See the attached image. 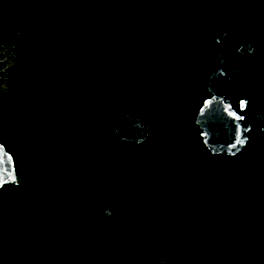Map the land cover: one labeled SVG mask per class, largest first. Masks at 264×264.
<instances>
[{"label":"water","instance_id":"1","mask_svg":"<svg viewBox=\"0 0 264 264\" xmlns=\"http://www.w3.org/2000/svg\"><path fill=\"white\" fill-rule=\"evenodd\" d=\"M0 264H264V0H0Z\"/></svg>","mask_w":264,"mask_h":264}]
</instances>
